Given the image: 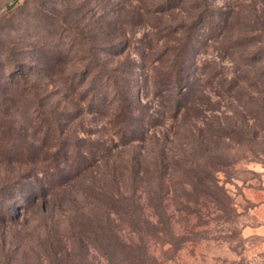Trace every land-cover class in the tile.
<instances>
[{"label":"rangeland","instance_id":"1","mask_svg":"<svg viewBox=\"0 0 264 264\" xmlns=\"http://www.w3.org/2000/svg\"><path fill=\"white\" fill-rule=\"evenodd\" d=\"M208 1L222 19L228 16L234 55L232 58L222 56V45L215 43L214 48L198 50L196 64L212 60L228 79H232L233 89L230 92L223 89L218 95L210 85L202 87L209 103L200 97L196 103L201 108L200 113L169 120L166 147L175 156L181 154L188 161H198L201 167L213 162V177L231 198L235 216L227 215L216 195L212 200L202 197L197 206L187 202V207L180 209L171 194H167L163 205L173 235L170 238L160 231L162 223L153 217L152 210L141 198L144 217L156 228L141 225L140 233L134 234L123 227L124 224L118 225L113 228L116 237L109 240L111 248H116L122 241L134 244L140 254L146 252L147 260L137 258L133 264H264V238L245 229L247 225H254V206L244 195L246 189L264 191V129L259 131L254 126L256 122L264 126V93L259 83H253V76L258 73L255 70L262 63L250 60L244 64L241 58L242 53L251 56L260 49L264 59V0ZM162 2L0 0V123L6 119L14 122L4 138L0 137V144L7 150L0 154V180L17 182L14 185L16 198L10 200L14 203L12 218L6 225H0V264L129 262L130 257L120 250L108 262L106 256L94 249L96 245L88 240V236L84 243L77 244V235L87 233V229L80 222V210L68 212L66 206L70 201L77 202L81 212L92 208L86 177H81L80 183L73 180L56 188L54 197L50 196L51 189L46 186L48 194L39 197L34 208L29 206L32 190L39 186L36 177L42 176L44 153L37 151L42 141L39 135L32 136L28 120L35 103L44 102L47 108L57 105L58 109H71L70 102L77 99L71 84L77 83L81 74L95 64L88 54L90 50L96 54L98 63L103 64L116 60L110 53L122 48L124 38L131 40L130 53L134 43L138 44L142 39L154 40L158 23L157 16L151 11ZM170 12L178 22L186 14L181 6L170 10L169 14H162V27L170 23ZM139 14L140 20L137 18ZM245 32L246 42L243 40ZM243 65L248 70L245 82L239 73ZM136 70L142 71L140 68ZM79 120L82 123L79 137H85L88 130L106 136L110 130L99 116L94 118L85 114ZM207 122L215 124L218 129H207L204 125ZM179 123L182 124L181 131L188 136L195 135L203 140L197 151L191 149V141L183 140L180 145L175 134ZM24 130L28 134L27 140L35 143L36 152L34 150L30 158L24 156ZM153 130L159 133L157 128ZM136 146L135 152H144L151 147L150 139ZM119 151L117 148L112 154L127 159L133 150L122 148ZM186 187L189 189L188 185ZM24 198H28L27 203ZM43 200H53L56 205L45 206ZM155 230L159 231L153 233ZM108 236L104 238L105 243ZM103 245L99 247L103 249Z\"/></svg>","mask_w":264,"mask_h":264},{"label":"trees","instance_id":"2","mask_svg":"<svg viewBox=\"0 0 264 264\" xmlns=\"http://www.w3.org/2000/svg\"><path fill=\"white\" fill-rule=\"evenodd\" d=\"M191 1L163 0L156 4L151 11L157 16L158 23L154 40L142 39L138 44L134 43L130 53L131 40L124 38L121 40L122 48L110 53L115 61L98 63L96 54L90 50L88 54L95 64L81 74L77 83L71 84L73 93H77V99L70 102L71 109H58L57 105L47 108L44 102L33 104L35 108L29 117L28 126L32 136H40L42 143H39L37 151L44 153V163L42 176L36 177L39 186L32 190L29 206L34 208L38 205L37 199L46 196L49 189L52 197L56 188L73 180L80 183V178L86 177L89 181L86 190L91 197L92 208L81 212L77 202L70 201L66 208L68 212L80 210V222L87 229V233L80 232L77 235V244L84 243L88 236V240L96 245L94 249L106 256L108 262L117 250L130 257L127 264H133L137 258L148 259L146 252L138 253L132 243L120 241L116 248L109 246V240L116 237L113 232L115 226L124 224L123 227L134 234L140 233L141 225L156 228L144 217L141 198L144 205L152 210L153 217H157L162 223L160 231L170 238L173 235L163 205L167 194H171L180 209L186 208L187 202H193L197 206L202 197H210L212 200L216 195L223 203L222 208L227 215L235 216L231 198L213 177L215 164L210 162L201 167L198 161H188L181 154L175 156L166 147L169 142V120L176 121L181 116L187 117L189 113H200L201 108L196 104L200 97L209 103L210 99L203 89L206 85H210V89L218 95L223 89L227 92L233 89L232 79H228L212 60H203L200 64H196L195 60L200 48H214L215 43L222 45V56L233 57L228 16L222 19L208 0ZM179 6L185 11V16L178 22L170 12V23L162 27V14H169L170 10ZM140 16L141 14L137 17L139 20ZM137 24H140L138 20ZM163 30L165 32L161 33ZM246 39L248 40L245 32L243 40ZM241 58L244 64L250 60L262 63L255 70L258 73L253 76V83H259L264 93L263 50L258 49L251 56L242 53ZM137 68L142 71L138 72ZM247 71L244 65L240 67L239 73L244 82L248 78ZM201 83L203 85L200 87ZM85 114L105 120L110 128L107 135H98L97 132L88 130L85 131V137H79L78 132L82 131L79 118ZM76 121L79 122L73 124ZM13 124V121L7 119L0 123L2 139L5 132L13 128ZM181 125L179 123L175 130L180 145L183 140L191 141V149L197 151L203 140L194 137L195 135L188 136L181 131ZM204 125L209 130L218 129L211 122ZM254 126L259 131L264 129L257 122ZM154 128L159 130L158 134L154 132ZM26 136L28 134L24 130V156L30 158L36 152L33 148L35 143H30ZM147 139H150L151 147L144 152H135L136 144H142ZM117 148L120 149L119 152L122 148H132L133 151L124 159L123 155L117 154L115 157L112 154ZM6 152L5 146L0 144V154ZM16 183L9 179L0 180L2 226L12 218L14 203L10 200L16 198ZM46 186L49 187L48 190ZM27 200L28 198H24L25 203ZM43 203L45 206L56 205L53 200H43ZM106 235L109 236L105 243ZM99 245H103V249Z\"/></svg>","mask_w":264,"mask_h":264},{"label":"crops","instance_id":"3","mask_svg":"<svg viewBox=\"0 0 264 264\" xmlns=\"http://www.w3.org/2000/svg\"><path fill=\"white\" fill-rule=\"evenodd\" d=\"M244 195L246 201L250 202L254 206V209L252 211L254 225H247L245 229L246 231L252 230L251 234L264 238V191L246 189ZM255 212L257 214H255Z\"/></svg>","mask_w":264,"mask_h":264}]
</instances>
